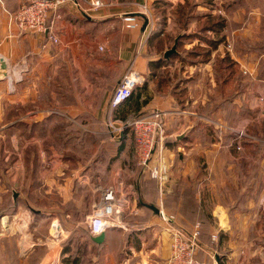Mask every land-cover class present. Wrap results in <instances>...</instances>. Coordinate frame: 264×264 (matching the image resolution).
<instances>
[{"label":"crops","instance_id":"0c3cea01","mask_svg":"<svg viewBox=\"0 0 264 264\" xmlns=\"http://www.w3.org/2000/svg\"><path fill=\"white\" fill-rule=\"evenodd\" d=\"M24 1L0 0V164L4 163L3 166L0 165V211L16 206L14 192H18L19 196L22 194L20 182L25 181L28 176V169L22 171L20 167L22 156L15 158L11 148L29 145L31 153L35 152L33 149L38 151V131L44 126H48L50 130L66 132L72 127L100 131L114 114L110 111V100L117 84L129 70H132L139 79V85L131 101L132 108L127 111L124 104L119 106L115 111L116 120L146 114L153 109L164 110L167 113L166 134L162 144L169 165V178L163 186L154 178L156 198L150 197L152 190L143 187L140 203L143 202L145 206L137 208L144 226L138 228L144 230L141 237H144V240L150 237V243L153 239L152 245L146 250L155 254L159 258L156 259L162 264H166L171 255L170 237L164 228L166 224L162 222L159 214L146 207V204L159 206L160 200L163 199L165 211L168 214H175L178 224L189 226L185 215L184 218L182 216L184 209L181 208L187 199V192H184L187 187L193 190L196 209L201 211L204 203L205 206L210 205L223 235L230 234L228 231L234 232V227L245 228L257 224L256 216L262 197L260 174L256 170L252 174L247 173L244 166L246 156L236 153L231 138L227 136L223 139L215 138L213 132L220 124H216L214 120L223 115L198 109L196 106L198 93L194 85L188 81L194 71L201 74L200 78L209 75L207 69L212 67L213 62L208 59L205 63L192 64L188 61L185 64L184 60H181L179 70L183 74L179 83L182 87L178 88V82L176 85H169L164 74L167 61H163L161 54L152 46L151 35L156 27L157 16L155 15L154 27L147 26L145 31L144 18L138 29L132 30L124 26L123 14L137 12L142 3L153 6L157 0H103L105 6L87 12L85 11L87 3L82 1L80 7L68 0L60 4L57 10L51 11L48 20L50 29L44 34L21 32L15 23L9 27L11 15L19 11ZM164 1L175 5L186 0ZM221 1L235 4L236 10L232 14H240L239 18L243 16L247 22L264 21V0ZM249 3H256V6L248 13L245 11L242 13L240 8L243 4ZM239 24L238 32L246 34V26L241 29V22ZM263 29L264 25L261 24L256 28L257 33ZM52 34L59 38V43L54 44L50 40ZM167 50L169 49L163 51L165 59H168L165 57ZM214 50L221 51V48L218 46ZM2 59L7 62L6 78L1 77ZM171 63L169 66L176 68L179 60H173ZM18 73L22 75V79L11 87L8 76L15 79ZM183 96H187V100L180 103L178 98L182 99ZM190 98H193L191 103ZM43 120L45 122H42ZM126 149L127 145L124 144L123 149L118 151L122 164H119V161L109 163L105 169L108 170L109 176L114 174L123 180L121 183L132 186L124 181L134 170ZM38 155L30 158L33 166L30 178L34 177L35 181L44 180L48 193L50 188L68 187L71 179L70 159L58 154L45 155V159ZM101 162L98 161L96 166H88L81 177L80 186L85 189L83 195L87 201V208L91 211L93 205L101 198V190L115 185L107 184ZM39 168L42 169L40 173L37 172ZM33 181L30 184L31 190L35 183ZM149 182L147 185L152 188V182ZM65 193L67 195L68 192ZM79 204L82 205V201ZM126 222L127 228L107 233L102 246L95 244L105 248L104 256L96 260L97 264H115V253L133 248L128 239L138 225L130 216L126 218ZM2 223L0 264H8L4 254L12 245L16 248L20 262L33 258L35 264H55L62 257L63 261L68 260L71 251L63 249L62 242L65 241L67 232L62 224L61 232H55L57 235L51 227V235L39 239L34 233H24L22 224L8 223L6 217ZM12 229H18L16 231L20 233L19 238ZM85 241L91 242L89 237ZM233 241L236 244L238 240L233 238ZM110 247L115 251H110ZM56 250L58 252L55 253ZM142 250L138 249L140 252ZM212 252L215 251L211 246L204 245L201 259L209 258ZM234 254L238 252L235 251ZM128 260L129 258H125L121 264H128Z\"/></svg>","mask_w":264,"mask_h":264},{"label":"rangeland","instance_id":"374dc122","mask_svg":"<svg viewBox=\"0 0 264 264\" xmlns=\"http://www.w3.org/2000/svg\"><path fill=\"white\" fill-rule=\"evenodd\" d=\"M197 2L198 6L194 8L196 13L219 14L226 19L224 26L213 28L214 20L212 19L210 21L206 20V24L209 26L205 28L203 27L205 19L196 20L195 18L185 26L180 25L177 22L178 16L174 13L178 10L177 5L166 2L168 4L166 6L168 17L165 19L166 23L163 28L165 35L161 37L160 41L153 40L156 43L153 42L152 46H155V49L164 58L163 51L171 49L176 39L182 37L185 41L181 42L182 45L177 48L178 57L174 59L164 58L167 61V69H165L164 74L170 83L169 85H176L178 82V88L182 87L179 83L183 74L179 70L182 59H184L185 64L188 62V58L197 60V62L200 60L198 63H205L203 61L208 59L213 62L212 67L207 69V73H209L207 76L200 78L201 74L197 71H194L191 75L188 73L190 75L188 81L191 85H194V89L198 93L196 98L198 104L196 106L198 109L214 111L218 115L219 113L223 115L215 118V123L220 125L216 127L213 134L215 138L219 139L226 136L231 138L233 144H235L236 153L246 156L244 166L247 173L252 174L256 170L260 174L262 197L259 201V212L256 216L257 224L245 228L234 227V232L228 231L230 233L228 235L222 234L223 231L219 229L217 219L214 217L210 205L206 203L207 206H205L204 203L201 211L196 209L197 203L191 187H187V190L184 191L187 192V199L181 205V208L184 209L182 216L185 215L188 220V228L200 223L201 228H203V239L205 237L208 239L214 232H218V238L214 240L215 242H212L211 247L217 252V257L220 256L218 258L220 264H264V29L260 33H257L256 30L261 24L264 25V21L262 20L261 23L260 21L247 22L248 20H245L243 16L239 18L240 14H232L236 10L234 9L235 4L228 1L197 0ZM253 6H256V3L243 4V7L240 8L241 12L248 13ZM235 7L238 8V6ZM157 18L160 17H156V20ZM240 22L241 29L246 26V34L238 32ZM218 46L221 51L214 50ZM206 49L210 50L209 53L202 54ZM203 58L204 60L201 61ZM221 59L225 61L221 62ZM173 60H179V65L176 68L169 66V63ZM178 88L175 87V89ZM184 100L186 102L187 96H183L182 99L178 98V101H181L180 103H183ZM192 100L193 98H190V103ZM124 109L127 110L126 107ZM110 111H112L111 107ZM133 117L134 115L130 118ZM112 118L117 119L115 114ZM42 122H45V120ZM126 132L128 135L123 141L127 145V154L130 156L131 166L134 170L133 174L129 176L130 178L128 177L124 181L131 184L136 191L133 202L134 210L129 216L130 218L133 217L138 226L134 228L135 231L130 233L128 239L130 246L133 245V248L115 253L116 258L114 261H116L115 264H121L125 258H129L128 264H162L156 259L158 257L155 254L146 250L152 245L153 239L151 243L149 241L150 237L144 240V237H141L144 230L138 229L144 227L141 214L139 216V213H137V208L141 207L142 188L146 186L147 189L152 190L150 194V197H152L156 185L149 171L138 160L134 147L133 132L130 129H127ZM120 135L113 136L107 123L103 125L100 131L85 128L74 129L72 127L70 131L66 132L50 130L48 126H44L43 128L40 127L38 131V151L33 149L35 152L31 153L29 145L23 148H11L15 158L22 156L20 167H22V171L28 169V176L25 181L20 182L19 188L22 194L20 196L18 194L16 206H10V211L2 213L3 216L0 215V228L3 227V218L6 217L8 223L22 224L24 233L31 232L37 238L45 239L51 235V227H53V232L56 234L54 224L59 220L67 232V237L62 242V246L64 250L71 251L70 256L67 257L69 264H73L75 260L79 264H97L96 260L103 258L105 248L91 244L90 241H85L89 237L87 218L93 210L87 208V201L83 195L85 189L80 186L81 177L88 166H96L98 161H102L107 184L115 183L116 185L123 181L114 174L109 176L108 170L105 169L109 163L114 164L116 161H119V164L123 163L120 153H118L120 143L118 138ZM63 143H65L64 146ZM37 154L44 159L45 155L55 154L70 159V185L67 187L65 184V189L50 188V193H48L44 180L35 181L34 177L31 179L29 174L33 166L30 158ZM249 158L251 159L249 160ZM26 159L27 162H25ZM0 165L3 166L4 163ZM41 170L39 168L37 172L40 173ZM32 181L35 182L33 190L30 187ZM149 181L152 182V188L147 185V183H150ZM139 186L141 192H139ZM65 192H70V195L68 193L66 195ZM154 197L156 198V196ZM81 201L82 205L79 204ZM119 228L121 227H113L107 233L119 230ZM16 230L18 229H12V232H16L15 236L19 238L20 233ZM233 238L238 240L236 244H234ZM110 246L112 247V243ZM139 248L143 249L142 252L138 251ZM111 250L115 251L112 248ZM235 251L238 254L235 255ZM56 252L58 251L56 250ZM4 257L7 258L6 262L8 264H35V258L33 257L29 261L20 262L16 255V248L13 245L4 254ZM61 261L66 263L63 261V257L59 262H54L55 264H62Z\"/></svg>","mask_w":264,"mask_h":264},{"label":"built area","instance_id":"2783aa9c","mask_svg":"<svg viewBox=\"0 0 264 264\" xmlns=\"http://www.w3.org/2000/svg\"><path fill=\"white\" fill-rule=\"evenodd\" d=\"M66 1L68 0H25L19 11L11 15L9 27L11 28L15 23L21 32L30 31L44 34L50 29L48 20L51 11L57 10L59 5ZM70 1L80 7L82 1L87 3L86 12L97 10L106 5L103 0ZM142 15L148 18V26L153 28L155 13L153 6L148 3L140 4L137 12L123 14L124 26L132 30L140 28ZM50 40L54 44L60 42L54 34L50 35ZM21 79L20 73L16 74L15 79L8 76L11 87ZM138 85L139 79L132 70H129L112 94L111 110L114 111L131 98ZM166 116V111L153 109L149 113L137 115L127 120H116L110 117L107 123L113 136L121 134L124 128L133 132L138 160L149 169L151 176L158 180L160 186H163L169 178V165L162 144L166 134ZM156 134H159L158 145L150 163H148ZM135 197L134 187L123 183L102 189L100 200L93 205V212L87 218L91 234L93 236L99 235L113 227L127 228L126 218L132 212L131 202L134 201ZM158 207L160 209L159 216L162 222L166 224L164 228L170 237L171 255L166 264H220L215 252L210 253L207 259L199 258L200 253L204 251V246L200 242V223H196L191 228H186L177 223L175 214H168L165 211L163 199L160 200ZM217 238L218 234H213V239L216 240Z\"/></svg>","mask_w":264,"mask_h":264},{"label":"trees","instance_id":"16d2710c","mask_svg":"<svg viewBox=\"0 0 264 264\" xmlns=\"http://www.w3.org/2000/svg\"><path fill=\"white\" fill-rule=\"evenodd\" d=\"M166 4V5H165ZM177 5V7H178V10H177V12H174V13H176L175 15H177L178 16V19H177V22L180 24V25H182L183 24V26H185V25H187V24H189L190 22L189 21H191L192 19L193 20H199V19H205L204 21H205V25L203 26V27H208L209 25L208 24H206V20L207 21H210V20H214V22H213V24L212 25H214V27L213 28H215L216 29V27H218V26H224V24H225V21H226V19L225 18H223V17H221L219 14H212V13H210V12H195L194 11V8H196L197 6H198V2H197V0H186L184 3H178V4H176ZM166 6H168V4L164 1V0H157L155 3H154V5H153V10H154V13H155V15L157 16V17H160L159 19H161V20H159L158 18H157V20H156V27H155V29H154V31L152 32V35H151V40H152V43L154 42V43H156L155 41H153V40H157V41H160V39H161V37L162 36H164L165 35V33H164V31H163V28L165 27L164 26V24L166 23V17H168V15H167V10H166ZM195 18V19H194ZM157 25H158V27H157ZM204 29V28H203ZM208 29V28H207ZM181 42H185L184 40H183V38L182 37H180L179 39H178V44H177V48L180 46V45H182L181 44ZM190 43V42H189ZM174 44H175V42H174ZM173 44V45H174ZM155 47V46H154ZM209 49H206V50H204L203 52H202V54H204V55H206L207 53H209ZM179 56V52L177 51V52H175V53H173L171 56H170V58L169 59H174L175 57H178ZM227 59H228V57H226ZM163 61H166L164 58H161ZM225 59V58H224ZM224 59H221L220 61L221 62H224L225 60ZM182 60H184V59H182ZM202 60H204V58L203 59H201V61ZM187 61H189V62H191L192 64L193 63H197L198 64V62L200 61V60H198V62H197V60H194V59H190V58H188V60ZM203 62H206V60L205 61H203ZM221 68V67H220ZM221 70V69H220ZM134 94H135V92L133 93V95H132V97L131 98H129L126 102H124V103H122V104H124V107H126V109H127V111L130 109V108H132V99H133V97H134ZM121 104V105H122ZM120 105V106H121ZM115 111H116V109L114 110V114H115V117H116V113H115ZM137 116V115H136ZM122 119H126V117H123ZM28 136H30V133H28ZM120 143H119V151H121L122 149H123V147H124V141L122 140V141H119ZM145 169H147L148 171H149V169L148 168H146V167H144ZM149 173H150V171H149ZM152 178V177H151ZM153 180H154V178H152ZM142 206H145L144 205V203L142 202V203H140ZM13 207H15V206H13ZM146 207H148V206H146ZM12 208V207H11ZM151 209V208H150ZM8 211H10V208L9 209H6V210H3V211H0V215H2V213L4 214L5 212H8ZM182 226V225H181ZM184 227H186V228H188L187 226H184ZM191 228V227H190ZM91 236H93L92 234H91V232H90V229H89V239L91 240ZM91 242H93L92 240H91ZM200 242L202 243V245L204 246V245H208V246H211V244H212V242H215L214 241V239H212V237L210 236V237H208V239L205 237L204 239H203V228H201V235H200ZM94 244H97V243H95V242H93ZM97 245H102V244H97ZM68 250V249H67ZM199 258H201V253H200V255H199ZM64 261L66 262V263H69V260H67V259H64ZM73 264H79V262H77L76 260L75 261H73Z\"/></svg>","mask_w":264,"mask_h":264},{"label":"water","instance_id":"95a60500","mask_svg":"<svg viewBox=\"0 0 264 264\" xmlns=\"http://www.w3.org/2000/svg\"><path fill=\"white\" fill-rule=\"evenodd\" d=\"M142 17L145 19V22H144V25H143V30L145 31L148 24H149V21H148V18H146L145 16L142 15ZM177 44H178V39H176L175 41V44L173 45V47L169 50H167L165 52V57L166 58H170V56L177 52ZM1 77L2 78H6V76L8 75V70H7V62L2 59L1 60ZM126 130L127 128H124L123 131L121 132V135L120 137L118 138V141H122L124 140V136H125V133H126ZM158 141H159V134H156L155 136V141H154V144H153V148H152V151H151V154H150V157L148 159V163H150L155 151H156V148H157V145H158ZM18 197V192H14V199L16 200ZM149 208H151L156 214H159L160 213V209L158 206H156L155 204H146ZM54 230L56 233H60L61 232V223L59 220H57L54 224ZM106 236H107V232H102L101 234L99 235H95V236H91V240L97 244H103L106 240Z\"/></svg>","mask_w":264,"mask_h":264}]
</instances>
